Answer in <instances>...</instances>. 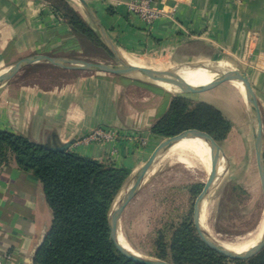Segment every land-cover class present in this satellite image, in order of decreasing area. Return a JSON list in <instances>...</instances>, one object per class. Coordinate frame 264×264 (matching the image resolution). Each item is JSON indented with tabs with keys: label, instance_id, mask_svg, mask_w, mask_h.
I'll return each mask as SVG.
<instances>
[{
	"label": "crops",
	"instance_id": "0c3cea01",
	"mask_svg": "<svg viewBox=\"0 0 264 264\" xmlns=\"http://www.w3.org/2000/svg\"><path fill=\"white\" fill-rule=\"evenodd\" d=\"M86 1L119 50L166 56L176 63L220 56L244 68L264 135V0H155L167 15L151 25L129 13L128 0ZM82 48L46 0H0V67L34 54L81 58L74 55ZM172 97L158 84L125 85L106 75H79L56 89L11 80L0 89V128L41 144L73 141L68 150L132 172L142 155L137 135L161 138L150 128ZM100 126L126 136L86 141ZM51 220L41 182L11 156L0 166V264H33Z\"/></svg>",
	"mask_w": 264,
	"mask_h": 264
},
{
	"label": "rangeland",
	"instance_id": "374dc122",
	"mask_svg": "<svg viewBox=\"0 0 264 264\" xmlns=\"http://www.w3.org/2000/svg\"><path fill=\"white\" fill-rule=\"evenodd\" d=\"M69 1L93 26L80 2ZM116 51L123 60H125L123 54L132 56L142 60L146 65H153L154 68L160 67L153 64L154 61L174 62L173 59L166 56L151 53H135L117 48ZM74 56L93 58L104 62H116L114 57H110L102 49L88 42L85 43L82 51ZM206 61L210 63L224 61L227 63L226 67H240V65H233L220 56H212ZM88 74L106 75L122 81L125 85L131 83L148 87L156 85V81L140 76L76 70L45 62L33 63L23 67L12 80L28 85L38 84L44 89H56L74 81L79 75ZM212 79L213 76L199 83L205 84ZM170 93L173 97L184 95L192 101L210 103L216 106L228 119L230 129L224 138L217 140L210 135L218 148L219 155H221L218 161L223 160V166L206 201L215 200L212 228L216 233L227 239L246 233L245 231L256 225L262 214L264 193L243 92L231 86L227 80H220L205 90L182 92L178 89L176 92L171 91ZM260 120L263 131L261 113ZM137 136V148L142 154L141 159H139L135 169L123 181L112 206L118 200L121 188L123 186L130 187L133 184L136 171L164 139V137ZM208 175L201 168H188L182 163L152 166L139 192L127 204L120 217L121 232L133 252L172 264L167 256L160 257V255L166 250L171 231L176 224L185 218H190L195 229L194 211ZM200 183L203 185L201 189L198 188ZM202 212L203 208L200 214L201 227ZM195 233L199 237L196 229ZM228 260L230 261L227 264H243V262L238 261L244 259L228 258Z\"/></svg>",
	"mask_w": 264,
	"mask_h": 264
},
{
	"label": "trees",
	"instance_id": "16d2710c",
	"mask_svg": "<svg viewBox=\"0 0 264 264\" xmlns=\"http://www.w3.org/2000/svg\"><path fill=\"white\" fill-rule=\"evenodd\" d=\"M46 1L83 46L88 42L113 57L95 28L69 0ZM229 129L228 119L216 106L175 95L150 131L165 138L199 130L219 140ZM11 156L21 170L32 173L41 182L52 212L50 228L34 255L33 264H139L117 250L108 225L109 211L131 172L129 168L68 149L52 150L24 135L0 128V166L8 164ZM201 186L200 183L198 188ZM161 255L167 256L172 264H227L230 261L200 240L190 218L173 227ZM238 262L264 264V247Z\"/></svg>",
	"mask_w": 264,
	"mask_h": 264
},
{
	"label": "water",
	"instance_id": "95a60500",
	"mask_svg": "<svg viewBox=\"0 0 264 264\" xmlns=\"http://www.w3.org/2000/svg\"><path fill=\"white\" fill-rule=\"evenodd\" d=\"M87 15L92 21L93 27L98 32L106 47L110 50L112 56L116 59V62H104L102 60H90L80 57H67V56H51L44 54H34L26 57H22L15 63L9 65L0 80V89L4 87L9 81H11L14 76L25 66L45 62L56 66H61L64 68L90 71V72H103L108 74H118V75H137L148 80H165L172 85L176 86L182 92H191L195 90H205L213 86L216 82L220 80H228L230 78H236L240 81L244 87L246 107L248 110V115L251 123L252 134L254 139V148L256 153L257 165L262 181L263 193H264V135L260 120V111L257 98L249 81L248 75L244 68L242 67H219L217 63H210L204 60V63L192 66L190 69L205 68L216 72V76L207 84L203 85H191L186 81H183L180 75L172 70H159L150 69L146 67H138L132 65L121 58L119 53L116 51V47L108 36L106 30L104 29L100 19L98 18L96 12L88 4L86 0H78ZM199 138L203 140L210 150V172L204 188L199 196L195 211H194V226L201 238V240L211 249L220 253L221 255L232 258V259H246L264 247V230L260 241L253 247L248 248L244 251H234L224 247L218 242L211 239L207 233L203 230L200 225V214L203 202L207 199L214 181L217 178L218 170V159L221 155L218 153V148L210 135L199 130H187L169 137H165L152 151L146 161L140 166L136 171L134 176L133 184L127 188L121 197L118 198L114 206L111 207L108 214V225L110 230V237L117 248V250L129 259L137 262L139 264H169L158 259L148 258L136 254L124 247L117 235L119 228V222L122 212L124 211L127 204L131 199L136 196L139 192L142 184L151 170L154 160L157 155L163 150L171 147L175 143L183 139ZM73 141H68L67 143L48 145L44 144L45 147L52 150H67ZM264 211V209H263Z\"/></svg>",
	"mask_w": 264,
	"mask_h": 264
},
{
	"label": "bare ground",
	"instance_id": "6f19581e",
	"mask_svg": "<svg viewBox=\"0 0 264 264\" xmlns=\"http://www.w3.org/2000/svg\"><path fill=\"white\" fill-rule=\"evenodd\" d=\"M74 1L77 3L79 2L78 0H74ZM123 58L125 59L126 62L138 67L175 71L180 75L183 81H186L191 85H203L204 83H199V82H204L207 79H209L211 76H213V78L216 76L215 71L208 70L205 68L190 69L194 65L204 63L203 62L204 60H200V59L195 62L189 61L182 63L154 61L153 64H157L158 66H160L158 68H154L153 65H146L142 60L136 59L132 56L123 54ZM90 60H94V59H90ZM216 63L221 68L226 67L225 65L227 64L224 61H217ZM6 69H7L6 66L0 67V80L2 79ZM227 81L231 86L238 89L239 91H242L243 96L245 97L244 87L240 81H238L236 78H230ZM156 84L160 85L162 88L170 92L171 91L176 92L178 90L176 86L172 85L171 83L165 80H157ZM168 163H182L185 167L188 168H201L206 173L209 174L210 163H211L209 147L203 140L199 138L183 139L175 143L171 147L160 152L154 160L153 167ZM222 166H223V160L218 161L217 175L221 173ZM127 188H128L127 186H123L118 194V197H121L123 193L127 190ZM214 205H215V200H210V201L205 200L202 204V208H203V212L201 216L202 228L211 239H213L214 241L218 242L219 244L223 245L228 249L238 252L251 248L260 241L264 230V211H262V214L258 222H256V225L253 228H251L248 231H245L246 233L242 235H238L233 238L227 239L221 237L212 228V216H213ZM117 235L120 243L128 250L133 252V249L131 248V246L123 236L120 226L118 228Z\"/></svg>",
	"mask_w": 264,
	"mask_h": 264
},
{
	"label": "built area",
	"instance_id": "2783aa9c",
	"mask_svg": "<svg viewBox=\"0 0 264 264\" xmlns=\"http://www.w3.org/2000/svg\"><path fill=\"white\" fill-rule=\"evenodd\" d=\"M127 8L129 13L137 16L146 25L167 15V11L156 6L155 0H128ZM126 136L124 132L112 127H96L86 137V141H113Z\"/></svg>",
	"mask_w": 264,
	"mask_h": 264
}]
</instances>
